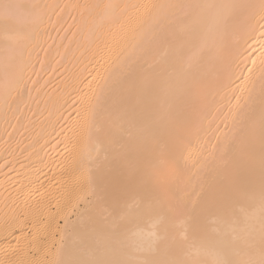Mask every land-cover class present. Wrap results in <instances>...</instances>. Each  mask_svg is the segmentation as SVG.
<instances>
[{
    "label": "bare ground",
    "instance_id": "obj_1",
    "mask_svg": "<svg viewBox=\"0 0 264 264\" xmlns=\"http://www.w3.org/2000/svg\"><path fill=\"white\" fill-rule=\"evenodd\" d=\"M0 264H264V0H0Z\"/></svg>",
    "mask_w": 264,
    "mask_h": 264
},
{
    "label": "rangeland",
    "instance_id": "obj_2",
    "mask_svg": "<svg viewBox=\"0 0 264 264\" xmlns=\"http://www.w3.org/2000/svg\"><path fill=\"white\" fill-rule=\"evenodd\" d=\"M62 26H68V28H71L72 26H73V23H72V17H70V15H68L66 18H65V21H64V24H62L59 28H60V30H62V31H64V29H66V28H62ZM12 129V128H11ZM10 129V131H11V134H12V130ZM9 131V132H10ZM16 135H14V136H12V138L13 137H15Z\"/></svg>",
    "mask_w": 264,
    "mask_h": 264
}]
</instances>
